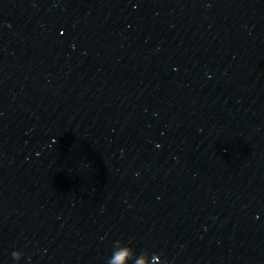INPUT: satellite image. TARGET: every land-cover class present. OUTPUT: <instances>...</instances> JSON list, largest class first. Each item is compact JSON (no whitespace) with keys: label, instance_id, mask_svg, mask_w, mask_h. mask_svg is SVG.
Listing matches in <instances>:
<instances>
[{"label":"water","instance_id":"obj_1","mask_svg":"<svg viewBox=\"0 0 264 264\" xmlns=\"http://www.w3.org/2000/svg\"><path fill=\"white\" fill-rule=\"evenodd\" d=\"M117 240L264 264V0H0V264Z\"/></svg>","mask_w":264,"mask_h":264},{"label":"clouds","instance_id":"obj_2","mask_svg":"<svg viewBox=\"0 0 264 264\" xmlns=\"http://www.w3.org/2000/svg\"><path fill=\"white\" fill-rule=\"evenodd\" d=\"M118 244H123V247L120 248L119 250H117V248L115 247V245H118ZM129 253H131V255H129ZM154 254L155 253L149 254L147 251H144L140 253L139 255H137L135 250L131 246L126 245L121 240H117L114 242L113 252H112V255L108 258L107 264H117L118 261L123 260L125 257L128 258L129 264H137V261L139 260V258L145 255L151 257ZM14 256H15V253H13V257Z\"/></svg>","mask_w":264,"mask_h":264}]
</instances>
